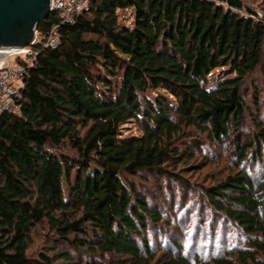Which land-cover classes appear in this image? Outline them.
I'll return each instance as SVG.
<instances>
[{"label": "trees", "instance_id": "1", "mask_svg": "<svg viewBox=\"0 0 264 264\" xmlns=\"http://www.w3.org/2000/svg\"><path fill=\"white\" fill-rule=\"evenodd\" d=\"M53 29L59 46L43 48ZM37 34L21 112L0 114V264H72L76 252L84 264H264V174L247 169L264 161V120L246 88L264 72V17L242 0H91L73 24L52 13ZM129 123L141 134L123 136ZM203 137L233 148L229 172L202 189L205 208L246 241L210 260L187 255L134 182L190 186L175 171L207 165ZM44 224L55 246L29 257ZM162 227L158 249L149 235Z\"/></svg>", "mask_w": 264, "mask_h": 264}, {"label": "rangeland", "instance_id": "2", "mask_svg": "<svg viewBox=\"0 0 264 264\" xmlns=\"http://www.w3.org/2000/svg\"><path fill=\"white\" fill-rule=\"evenodd\" d=\"M242 1L253 9L258 17H264V0ZM119 21L126 28L131 29L134 22L133 11L119 12ZM214 75L224 76V72L217 70ZM246 88L249 94L247 101L252 113L264 120V72L259 70L252 76L246 82ZM256 92L259 95V106L255 104ZM149 95L151 99L160 95L167 97L163 92L150 93ZM253 133H255L253 121L248 116L243 135L252 136ZM140 134L141 130L135 123H129L123 129V136H137ZM202 140L204 141L203 156L207 158L205 163L207 165L204 168L201 167V170L184 172V168L180 167L175 171L182 179L188 181L191 184L190 186H185L173 179L162 176L155 178L154 174H145V181L137 180L134 182L142 193L151 200L150 202L157 205L164 212L167 221L171 223V228L168 230L174 231L172 236L174 238L182 236L181 244L184 246L187 255L193 258L201 256L204 260H210L223 255L226 251H234L244 247L246 241L231 224L210 217V212L205 208L201 196L204 187L212 185L219 176L226 174L232 168L233 148L229 144H223L222 146L211 144L206 140V137H203ZM199 164L200 162L197 165ZM247 169L251 170L256 179L262 178L264 161L255 164V166L247 165ZM169 170L174 171L171 168ZM194 188L197 189L194 190ZM168 230L162 227L161 230L155 232L157 235L155 233L149 235L150 241L154 242L156 248L160 249L161 246L167 245L166 243L169 242ZM54 236V232L47 224L33 230L28 252L29 257L37 258L41 253L51 254L56 243ZM91 260L92 257L89 255L76 252L72 264H84ZM58 264L66 263L59 262Z\"/></svg>", "mask_w": 264, "mask_h": 264}, {"label": "built area", "instance_id": "3", "mask_svg": "<svg viewBox=\"0 0 264 264\" xmlns=\"http://www.w3.org/2000/svg\"><path fill=\"white\" fill-rule=\"evenodd\" d=\"M90 3L91 0H51V10L58 15L62 24H73L78 16L89 11ZM38 43L36 32L35 41L30 46L0 48V114H20L25 80L41 51ZM58 46L59 38L53 29L42 47Z\"/></svg>", "mask_w": 264, "mask_h": 264}, {"label": "water", "instance_id": "4", "mask_svg": "<svg viewBox=\"0 0 264 264\" xmlns=\"http://www.w3.org/2000/svg\"><path fill=\"white\" fill-rule=\"evenodd\" d=\"M51 13V0H0V48L30 46Z\"/></svg>", "mask_w": 264, "mask_h": 264}]
</instances>
